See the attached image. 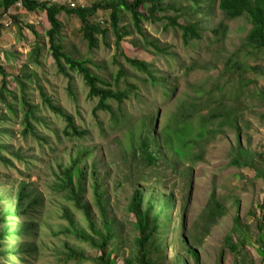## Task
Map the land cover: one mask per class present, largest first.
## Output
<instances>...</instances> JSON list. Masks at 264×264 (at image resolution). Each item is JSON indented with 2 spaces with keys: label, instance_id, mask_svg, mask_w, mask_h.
I'll return each mask as SVG.
<instances>
[{
  "label": "trees",
  "instance_id": "trees-1",
  "mask_svg": "<svg viewBox=\"0 0 264 264\" xmlns=\"http://www.w3.org/2000/svg\"><path fill=\"white\" fill-rule=\"evenodd\" d=\"M184 2H188V5L183 4ZM17 4L29 12H45L50 28L42 37L32 26H29L36 36V42L20 74L10 75L0 62V165L6 170L17 168L18 164H22L26 171L36 170L38 159L25 153L23 149L14 152L8 147L12 140L16 139L14 131L10 132V128L16 121H20L22 126L21 137L33 139L40 152H44V148L49 149L52 160L56 158L58 152L57 143L66 142V139L76 142L75 152L68 163L55 159L53 170L50 171L54 179L50 183L49 190L60 199L63 206V218L68 224L61 234L73 236L80 243L90 245L97 250L98 255L94 259L86 258L83 252L67 247V259L74 261L89 259L95 264H110L111 254L114 253L123 261V264H159V259L153 256L159 257L162 249L163 251L167 249V241L164 237L170 232L169 212L173 207L172 198L165 197L163 194L160 197L148 195L143 189L135 188L127 207L129 214L136 218L135 235L125 238L122 228L110 214V199L101 180L98 163L95 159L92 163H88L93 159L95 151L81 145L89 132L81 129L76 124L74 116L55 103L41 84V77L36 69L31 70L29 66L30 64L36 67L42 65L40 61L42 51L48 46L59 74L69 81V96L75 98L73 82L74 75L77 74L88 88V97L98 100L93 109L94 115L105 112L110 114L115 125L120 120L127 123V115L123 112L124 102L130 98L131 94L136 92L135 95H137L140 87L132 81H125L128 80V75L124 68L120 69L116 77L111 76L113 83L99 73H94L91 67L93 62L82 57L79 49L75 52L66 50L63 43L64 23L59 19L62 13L77 19L80 23L81 26L76 29L75 35L78 34L77 36L87 43L90 52L99 48L100 37L107 45V37L112 32L116 37V49L120 55L128 65L147 76L145 84L151 82V86L163 88L164 97H172L174 94V91L169 89L168 80L157 76L145 61L131 59L121 50L122 41L133 34L127 22L139 35V41L152 49L153 53L172 56L167 47L160 46L158 40L148 41L144 29L146 22L158 25L160 21L166 20L165 31L175 29L180 33L183 43L190 46L199 42L212 45L226 37L227 25L221 22L218 27L213 26L217 10L227 20L246 18L251 28L241 48L244 55L236 54V58H228L222 75L212 87L205 89L203 86L192 85L193 95L180 104L175 118L164 127L160 136L155 134L154 129L145 120L139 124L138 133L136 130L126 133L123 142L127 146L125 148L128 153L127 160L133 161L135 167V159L138 160V170L133 177L148 181L150 178L144 172L140 174L139 164L155 172L156 175L158 174L156 170L160 167L165 166V169H170L174 164L179 167L185 163L194 165L204 160L206 145L216 139L219 134H223L224 128L240 133L239 121L245 115L246 101L252 97L245 92L248 78L246 79L244 75L248 72L249 65L245 59L243 61L240 59L264 55V0H171L169 3L165 0H105L104 2L96 1L92 5L72 7L38 0H0V9L3 14H6ZM170 11L174 13L173 16L167 15ZM105 12L108 13L106 25L93 21L97 15ZM12 18L14 23H20L17 17ZM1 30L0 24V38ZM19 30L21 32V26ZM208 32L210 35L205 36ZM16 57L15 53H6V59L9 61ZM197 63H192L187 72L193 73ZM97 67L100 68L99 65ZM12 76L13 82L10 81ZM230 79L236 80L242 86L240 93L226 92ZM122 80L126 82L124 88L121 86ZM34 85L41 96L39 104L33 100ZM228 95H232L233 98H228ZM111 102L117 103V110L113 108ZM242 105L245 107H241ZM46 111L60 118L64 128L60 131L53 130L50 120L44 115ZM45 131L50 134L47 135ZM231 157L230 166L253 167L251 153L242 147L241 143L231 151ZM176 165L172 169L173 172H179V167ZM260 173H262L261 170L257 169V175H261ZM161 179H157L156 183L161 182ZM0 189L4 190V187L0 186ZM89 196L92 197V203L87 200ZM44 205V198L39 190L26 182H21L15 192L0 193V258H3L4 264H11L10 258H13L14 263H25L28 257L31 258L39 253L37 247L27 245L25 238L31 233L33 236L37 233L40 224H35L34 218L40 215ZM93 208L97 210L96 215L93 213ZM225 212L226 208L222 202L217 199L216 194H212L202 216L203 237L210 234L211 227L217 224ZM77 213L83 215L84 225L76 221ZM31 215L34 217L32 218ZM19 218H23L26 223L22 222L12 227ZM238 229L239 217L236 218L235 229L226 238V246L235 255H240L243 250V247L242 249L239 247V241H234L232 237ZM189 239L190 235L185 237L184 233H181V244L192 256L195 264H201L200 254L194 246H190ZM195 242L201 243V239H196ZM109 249L112 250L111 254ZM127 249L128 254L125 255L124 252Z\"/></svg>",
  "mask_w": 264,
  "mask_h": 264
},
{
  "label": "rangeland",
  "instance_id": "rangeland-1",
  "mask_svg": "<svg viewBox=\"0 0 264 264\" xmlns=\"http://www.w3.org/2000/svg\"><path fill=\"white\" fill-rule=\"evenodd\" d=\"M38 1L72 7L92 5L96 1L104 2L105 0ZM165 1L169 3L171 0ZM183 4L188 5V2ZM167 15L173 16L174 13L170 11ZM14 16L17 17L19 24L14 23L12 18ZM59 19L64 23L63 43L66 50L75 52L79 49L82 57L93 62L91 67L94 73H99L110 82H113V78L117 76L120 69L124 68L128 75V80H124L132 81L140 87L137 95H135L136 92L131 94L130 98L124 102L123 112L127 115V123L120 120L115 125L109 113L99 112L94 115L93 109L98 100L88 97V88L77 74L74 75L73 82L75 98L69 96V81L59 74L48 46L42 51L40 59L42 65L36 67L30 64L29 66L31 70L36 69L41 77V84L55 103L73 115L81 129L89 132L81 145L95 151L93 159L88 163H92L94 159L98 163L101 180L110 199V214L122 228L124 237L135 235L136 218L129 214L127 207L134 189L141 188L145 194H153L157 197L163 194L165 197H171L173 201V207L169 212L170 232L164 237L167 241V249L165 251L162 249L159 257L153 256L159 259V264H195L192 256L180 242L182 232L185 237L190 235L189 244L199 252L201 264H264V55L241 57L240 60L245 59L249 65L248 72L244 75L246 79L248 78L245 92L252 95L246 101L245 115L239 121L241 131L238 133L236 130L224 128L223 134H219L216 139L206 145V154L202 162L194 165L185 163L181 167L174 164L179 167V172H173L174 166L170 169H165V166L160 167L156 170L157 175L139 164L140 174L144 172L150 179L148 181L137 179L138 177L133 176L138 170V160L135 159L136 167L133 161L127 160L128 153L125 150L127 146L123 142L126 133L135 130L137 132L143 120L154 129L157 136H160L164 127L175 118L180 104L193 95L192 85L203 86L205 89L212 87L222 75L226 60L236 58V54L244 55L241 48L251 28L248 20L246 18L227 20L217 10L213 26L216 28L221 22L227 25L226 37L212 45L199 42L190 46L183 43L180 33L175 29L165 31L166 20L160 21L158 25L146 22L144 29L148 41L158 40L160 46L167 47L172 56L153 53L152 49L139 41V35L127 22L133 34L122 41L121 50L131 59L145 61L157 76L168 80L169 89H172L174 94L172 97H164L163 88L153 87L151 82L145 84L147 76L128 65L116 49V37L112 32L107 37V45L100 37L99 48L90 52L87 43L77 36L78 34L75 35L76 29L81 26L77 19L67 17L64 13ZM107 19L108 13L105 12L97 15L93 21L105 24ZM0 24L2 26L0 62L10 75H18L22 71L23 64L28 60L30 51L35 47L36 36L29 26L44 37L46 30L50 28L46 13L29 12L17 4L6 14H3L0 9ZM19 26L22 27L21 32ZM209 35V32L205 34V36ZM6 53H15L17 57L9 61L6 59ZM194 62H198V65L190 74L187 71ZM13 80L14 77H10V81L13 82ZM124 80H122V88L125 87ZM241 88L242 86L236 80L230 79L226 92L240 93ZM32 94L34 102L41 103V96L35 85L32 88ZM228 98L232 99L233 96L228 95ZM111 104L117 110V103L111 102ZM44 115L50 120L53 130L60 131L64 128L63 121L57 116L48 111L44 112ZM21 129L20 121L14 122L10 132L14 131L16 139L12 140L8 147L14 152L23 149L25 153L38 159L36 170L26 171L22 164H18L17 168L6 170L0 165V186L4 187V190L0 189V193L15 192L21 182H26L39 190L45 205L41 208L40 215L34 218L36 219L34 223L40 224L37 233L35 236L31 233L25 238L27 245L37 247L39 253L31 258L28 257L25 263H14L13 258H10L11 264H95L89 259L84 261L67 259V247L83 252L86 258L94 259L98 253L90 245L80 243L73 236L61 234L68 224L63 218V206L60 199L49 190L50 183L54 179L50 171L53 170L55 159L68 163L75 152L77 143L68 139L66 142L57 143L58 152L56 158L52 160L49 149L44 148V152H40L33 139L21 137ZM45 133L50 134L48 131ZM137 137L138 134L136 139ZM239 143L251 153L253 167L230 166L231 151ZM257 169L261 170V175H257ZM159 178H162L161 182L156 183ZM212 194H216L217 199L226 208V212L217 224L211 227L210 234L203 237L202 216ZM87 200L92 203V197L89 196ZM93 213L97 214L95 208ZM31 217L34 216L31 215ZM75 217L79 224H85L82 214L77 213ZM237 217H239V229L232 237L234 241H239L240 249L243 247L240 255L230 252L226 246V238L235 229ZM22 222L26 223L23 218H19L12 227ZM196 239H201V243L195 242ZM110 251L112 250L109 249L111 254ZM124 254H128V249ZM0 264H4L3 258H0ZM110 264H123V261L113 253Z\"/></svg>",
  "mask_w": 264,
  "mask_h": 264
}]
</instances>
